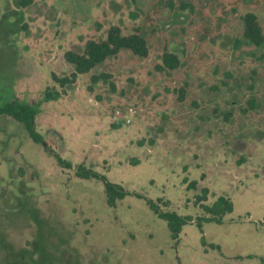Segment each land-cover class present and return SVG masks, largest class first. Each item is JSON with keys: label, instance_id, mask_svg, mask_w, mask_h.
I'll use <instances>...</instances> for the list:
<instances>
[{"label": "rangeland", "instance_id": "obj_1", "mask_svg": "<svg viewBox=\"0 0 264 264\" xmlns=\"http://www.w3.org/2000/svg\"><path fill=\"white\" fill-rule=\"evenodd\" d=\"M249 12L264 33V0H0V105H35L47 147L0 116V264H264V42L249 39ZM4 18L28 30L4 32ZM112 25L143 35L148 57L123 49L73 84L53 81L74 71L66 52ZM164 50L178 68H155ZM100 73L113 89L91 81ZM79 166L142 196L110 207ZM220 196L233 211L199 226L200 204ZM147 199L192 219L178 239Z\"/></svg>", "mask_w": 264, "mask_h": 264}, {"label": "trees", "instance_id": "obj_2", "mask_svg": "<svg viewBox=\"0 0 264 264\" xmlns=\"http://www.w3.org/2000/svg\"><path fill=\"white\" fill-rule=\"evenodd\" d=\"M16 3L19 7H26L27 5L32 3V0H16ZM8 16V14H6ZM18 23L22 19V13L18 12ZM6 18L2 22L4 32H7V29H10L9 32L15 33L16 31H26L28 30L27 23H23L20 27L19 24L5 21ZM243 21L245 24V30L249 37V39L255 45H261L264 42V33L262 31V27L259 23L257 16L254 13H247L243 16ZM11 27V28H9ZM5 46L0 45V57L7 58L8 52L6 53ZM128 49L134 55L146 58L149 55V46L146 38L141 35L137 30L131 34L124 35L121 31V28L117 25H112L108 31L107 36L104 40L95 41L89 40L86 42L84 50L82 53H76L73 51H68L64 54L65 60L68 63H71L74 66V71L69 76L59 77L55 73H52V79L54 82L58 83L60 87H65L66 85L73 84L76 82L79 74L88 73L91 69L96 66L98 63L103 62L106 58L110 56H117L121 50ZM0 58V59H1ZM1 61H4L1 59ZM180 66V59L177 54L169 52L168 50H164L162 54V62L161 64H157L155 68L158 71H171ZM111 74L109 73H100L93 75L91 77V81L93 83H97L98 81H103L105 83H109L111 88L114 86L110 81ZM1 85V90L5 95V91H9L10 86ZM179 93L182 96L185 93L184 88H180ZM7 93V92H6ZM3 95V96H4ZM2 96V97H3ZM52 95L46 91L45 99H51ZM4 103L0 105V116H9L14 121L20 123L23 128L27 131L29 137L36 143H41L46 147V143L42 137V135L36 130L35 117L38 113V108L33 104H28L25 102H21L18 98H14L12 100L3 101ZM251 104H253L251 102ZM59 164L63 168H72V164L63 161L58 158ZM76 176L88 179V178H96L103 182L107 204L110 207H115L116 202L120 199H123L126 195L134 194L136 196L141 197L140 193L129 192L125 190L122 186L114 184L110 182L105 176L95 172L92 169L84 168L83 166H79L75 168ZM195 185L193 181L191 183V187ZM208 190L204 188L202 190V195L198 196V203L206 200ZM147 203L150 209L161 219L165 220L168 228L171 232V236L174 239H178L179 234L182 230V227L192 219L189 217H184L179 215L173 211H163L159 204L151 199H147ZM204 209L205 213L208 216H204L201 218H196V222L199 226L203 221H214V222H222V217L233 211L234 205L233 202L223 196H220L213 204L204 205L200 204ZM10 260V259H9ZM11 262V260H10ZM264 262V259H262ZM9 263V262H8ZM16 263V262H15ZM14 263V264H15ZM23 264H29V262H21ZM13 264V263H12Z\"/></svg>", "mask_w": 264, "mask_h": 264}]
</instances>
